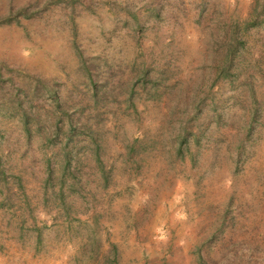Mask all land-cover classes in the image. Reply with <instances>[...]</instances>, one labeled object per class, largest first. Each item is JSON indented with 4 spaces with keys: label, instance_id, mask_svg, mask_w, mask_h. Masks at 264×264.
<instances>
[{
    "label": "rangeland",
    "instance_id": "obj_1",
    "mask_svg": "<svg viewBox=\"0 0 264 264\" xmlns=\"http://www.w3.org/2000/svg\"><path fill=\"white\" fill-rule=\"evenodd\" d=\"M0 264H264V0H0Z\"/></svg>",
    "mask_w": 264,
    "mask_h": 264
},
{
    "label": "trees",
    "instance_id": "obj_2",
    "mask_svg": "<svg viewBox=\"0 0 264 264\" xmlns=\"http://www.w3.org/2000/svg\"><path fill=\"white\" fill-rule=\"evenodd\" d=\"M233 55L231 51L227 52L225 55V63L231 65L234 58ZM96 92L98 93V91H95L94 96L97 95ZM33 99L34 95L29 90L24 92L22 98L18 99L20 102L18 113L24 135L28 138H32L35 134H39L44 140H50L57 135H62L65 139L70 140L76 128L74 127L73 118L63 111L58 116V120H55V117L51 116L46 123L39 113L35 111L32 105ZM192 103L194 104L195 102L193 101ZM57 106H60V102L56 99V108ZM59 119H61V121ZM60 122H62V124H59Z\"/></svg>",
    "mask_w": 264,
    "mask_h": 264
}]
</instances>
